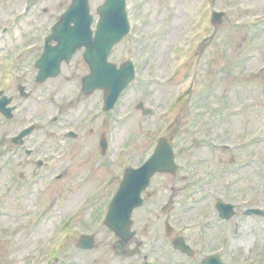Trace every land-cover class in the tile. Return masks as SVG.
<instances>
[{
  "label": "rangeland",
  "instance_id": "374dc122",
  "mask_svg": "<svg viewBox=\"0 0 264 264\" xmlns=\"http://www.w3.org/2000/svg\"><path fill=\"white\" fill-rule=\"evenodd\" d=\"M3 1L0 0V29L4 28L0 36L6 35V26L8 31L0 39V63L2 60L4 74L8 75L6 81L3 78L2 83L0 82V90L14 98L19 111L15 113L13 120H6L0 114V238L14 234L16 242L20 241L21 246L26 243L25 250L17 248L22 257L21 264H28L31 260L44 261L43 248L53 238H56L57 246L60 247L67 242L63 247L71 252V264H100L94 261L99 258L104 260L101 264H135L136 261L141 264L139 256L115 254L112 247L117 236L103 225V221V226L99 223L100 214L95 217V212H100L102 201L106 200L107 203L110 200L113 190L117 189L118 182L121 181L122 172L129 164H141L153 152L158 137L174 134V130H169L174 123L182 124L180 132L176 134V151L179 162H185V172L190 173L194 185L188 186L187 182L181 180L174 186L172 182H177V179L164 175H157L154 179L146 194V198L149 196L148 204L134 216L140 222L137 223L140 227L146 222L150 226L147 234L140 233L139 226H134L138 231L137 240L146 244L145 253L149 254L151 251V257L160 260V256L165 255L169 248L170 242L165 238L164 228L161 229L163 215L167 213L166 210H161L162 203L170 202L175 209L182 208L191 223H196L198 217L204 216L206 204H213L212 197L208 195L210 190L215 191L216 196L224 193L227 200L234 203L238 200L242 204L244 200H257L260 203L258 205L264 204V0H136L139 3V17L134 16L132 10L130 16L133 18L132 23L139 25L140 29L134 27L116 46L111 60L120 63L130 58L138 62L141 69L145 68L141 63H150V69L146 73H139L138 79L145 84L146 89L152 88L150 94L154 93L158 113L147 118L136 110V103L139 98L144 97V91L142 89L139 93L141 88L135 86L125 92L119 104L121 113L128 114L130 118L123 120L121 116V123L116 124L112 114H100L92 123L89 121L88 126H98L99 131H106L112 125L117 126L116 149L120 148V152L116 150L114 153V169L98 150L90 149V144L85 140L79 142L82 143L80 146L72 145L70 149L67 146L62 149L50 143L57 139L53 136V131L63 133L59 126L51 123V117L58 113L59 106L65 104L66 98L78 93L76 83L73 82L75 80L65 83L61 77L38 85L35 83L37 71L32 65L37 48L32 53L23 55L24 63L17 59L21 51H26L27 43L43 39L42 35L58 20L71 0ZM28 2L35 3L34 9L31 14L22 16L23 5ZM90 2L92 13L97 18L96 8L103 0ZM44 8H49V12L45 13ZM130 8H133L132 4ZM214 10L226 13L220 25L211 22ZM76 59L83 60L81 55ZM160 68L166 69L168 73L179 69L176 81L166 87L165 93L163 87L157 84L153 86L154 81L158 83L162 79ZM22 75L23 77L15 80L16 76ZM18 84H24L33 93L30 100H24L19 95ZM189 86H192V90L188 98L182 101L188 105L184 107L185 104L181 103L171 112L161 115V112L167 110V101L182 94ZM58 92L61 93L53 99L52 96ZM98 99L100 98L94 96L85 101L80 107V113L66 107L61 120L88 121L93 110L100 112ZM35 120L39 121V131L30 139L29 146L37 149L35 160L40 158L51 163L45 169H40L36 162L28 163L26 157H23L24 152L9 140L23 125ZM183 125H187V129ZM224 146H228V150ZM84 151L87 159L86 155L82 156ZM54 155H57L56 159H52ZM231 158L234 159L232 163ZM55 166L60 169H55ZM36 169L42 174L37 173ZM21 170L25 173L23 179L18 176ZM59 172L64 177L48 186L49 194L37 191L38 188H46L45 181L35 185L32 190L33 185H30L29 180H40L41 176L46 175L51 178ZM109 176L116 178L113 185L114 178ZM106 178L105 189L95 200L93 210L89 208L80 218L78 216V232L86 230L95 232L96 235V247L87 253L77 248V237L64 240L67 232L75 229L73 219L63 232L59 231L58 225L70 213L74 214L78 205L88 197L93 201L104 187ZM229 181H232L231 186H227ZM64 188H73L72 191L68 190L70 194L77 189L81 192L63 194ZM51 196H57V216L51 215L50 225L48 222L43 226L45 229L41 227L42 235L35 238L38 230L35 226L36 219L43 212H48ZM63 205L69 209H60ZM54 212L50 211L48 214ZM213 213L211 210L207 217L214 218L216 214ZM239 215L232 222L241 223L240 234L234 235V223H231L230 245H220L221 225L218 222L209 232L211 243L203 241L201 228L194 229L191 235L199 239L202 251H221L230 264H264V220L245 218L241 213ZM51 232L52 239L48 237ZM74 235L72 233L69 236ZM46 237L48 238L45 239ZM10 241L8 239L3 244L0 240V264H17L16 260L12 261L10 258L12 252L16 251L11 250L13 246ZM25 253H31L32 259L27 260ZM58 255L62 257L60 259L65 257L63 249ZM60 262L62 263L56 261L57 264Z\"/></svg>",
  "mask_w": 264,
  "mask_h": 264
},
{
  "label": "water",
  "instance_id": "95a60500",
  "mask_svg": "<svg viewBox=\"0 0 264 264\" xmlns=\"http://www.w3.org/2000/svg\"><path fill=\"white\" fill-rule=\"evenodd\" d=\"M98 13L100 14V21L96 35L93 37L91 25L94 18L90 14L88 0H73V4L63 14L61 21L54 27V33L47 41L49 43L55 39L58 41V45L51 47L47 44L44 54L37 62V67L40 69L37 83H42L49 77L57 76L60 72L61 62L64 59L70 61L74 52L85 46V59L92 72L84 78L83 91L90 94L97 88L106 90V109L109 110L134 77V66L131 62H126L120 69L107 62L112 47L122 40L129 31L125 0H106L105 4L98 8ZM223 17V13H214L213 22L221 23ZM10 102V99L0 100V110L8 118L12 117L13 110V108H7ZM31 130L21 133L19 137L14 139V142L18 143ZM103 146L106 147V144ZM156 172L174 174L178 172V167L173 160L171 140L161 141L155 154L140 169L127 171L121 187L113 199L106 224L122 239V241L116 242L114 246L118 253H123V242L130 240L134 235L130 230L132 211L142 204L141 193ZM218 210L220 216L226 219H229L234 213L232 205L222 203H218ZM253 213L260 212L257 210L248 212V214ZM93 242L92 238L83 237L80 241V247L90 249L93 247ZM174 245L176 248L190 253L188 246L183 245L181 241L176 240ZM128 254H133V252ZM203 264L223 263L217 256H212L207 258Z\"/></svg>",
  "mask_w": 264,
  "mask_h": 264
},
{
  "label": "flooded vegetation",
  "instance_id": "af4514ba",
  "mask_svg": "<svg viewBox=\"0 0 264 264\" xmlns=\"http://www.w3.org/2000/svg\"><path fill=\"white\" fill-rule=\"evenodd\" d=\"M44 1H46V0H44ZM35 5V3H33V6ZM32 7V6H31ZM45 13L46 12H49V8L47 9V8H44V10H43ZM34 19V18H33ZM4 28V26L2 27V29ZM5 31H7V28H6V30ZM4 31V32H5ZM47 35V33L46 34H43L42 36H46ZM38 41H40V39H38ZM33 51V50H32ZM37 52H35L36 53V55H35V59H37V57L40 55V53H41V46H40V44H39V46L37 47V50H36ZM31 52V51H30ZM32 53V52H31ZM34 59V60H35ZM33 60V61H34ZM80 64V62L79 63H77V65L76 64H74V63H71V67H69V66H67L66 67V69H65V72H66V74L68 75L67 76V78H68V80H70V79H72V78H74V79H77L78 80V73L79 72H81L80 71V69L78 68V65ZM74 69H76L77 70V72H74ZM97 133V131H94V130H92L91 131V134L92 135H95ZM70 146H72V144L70 143ZM33 154V153H32ZM32 154L31 155H29V157H31L32 156ZM171 218V220H172V222L174 223V224H176V223H178L179 222V220H178V215H174V216H172V217H170ZM169 220V219H168ZM137 241V240H136ZM136 241H134V242H136ZM171 241H172V239H171ZM126 247H129V244L126 246ZM170 259V260H169ZM164 264H176L173 260H171V258L170 257H167V258H165V262H164Z\"/></svg>",
  "mask_w": 264,
  "mask_h": 264
}]
</instances>
